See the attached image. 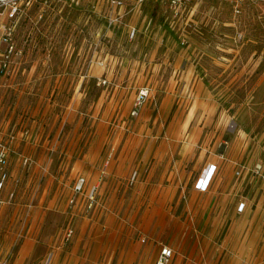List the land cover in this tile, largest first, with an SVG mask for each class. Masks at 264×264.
Returning a JSON list of instances; mask_svg holds the SVG:
<instances>
[{
	"label": "rangeland",
	"instance_id": "1",
	"mask_svg": "<svg viewBox=\"0 0 264 264\" xmlns=\"http://www.w3.org/2000/svg\"><path fill=\"white\" fill-rule=\"evenodd\" d=\"M14 2L18 13L0 9V259L148 264L154 239L194 244L215 212L193 182L219 158L235 204L250 202L223 264H264V3L197 0L176 13L168 0H125L111 22L108 0ZM81 175L99 184L90 211L83 198L70 207ZM95 235L101 254L86 245Z\"/></svg>",
	"mask_w": 264,
	"mask_h": 264
},
{
	"label": "crops",
	"instance_id": "2",
	"mask_svg": "<svg viewBox=\"0 0 264 264\" xmlns=\"http://www.w3.org/2000/svg\"><path fill=\"white\" fill-rule=\"evenodd\" d=\"M210 163L217 164L218 166L215 177L213 181L211 182L209 189L207 190L208 196H211L212 199H214V203L212 204V207L210 208L211 210L208 213H211L213 210L215 212V215L213 216L212 221L209 225H206V226H204V224L199 225L200 232L199 234L198 233L196 234V239H195L196 241L194 244H193V241H188V236L183 241L180 240L179 242H171L169 244V246L172 247L173 250L175 251V256L172 262L169 264H218L221 258L223 259L220 264H223L224 260L226 259L227 256L230 255V253L234 254L235 256L237 255L233 251L232 245L229 243V240H230L231 234L235 230L244 231V228L243 226H241V222H239V220H241L243 217H245L249 213L250 202L247 197L242 196L238 199V201L235 204L234 202L235 199L231 195L233 191L229 193L227 192V188L226 189L224 188L225 186L224 178L227 177L226 176L227 172L225 173L224 171L228 170V175H229V168H226L224 163L221 160H219V158L209 159L204 164H202L200 171L197 174V177H196L197 179H195L193 182V188L195 190H197L195 188V183L197 182V180L203 173L208 171V165ZM243 199L247 201V206L243 212H239L238 204ZM229 204L231 205V210L234 212L232 217H230V213H229L230 210L226 208L227 205L229 207ZM187 205H188L187 209L189 213L190 214L192 213L193 215H198L199 213H201L204 216L206 212H203L202 210L206 209L205 211H207L208 209L203 206L197 207L192 201H189ZM96 224H97L96 222L91 224V231L95 229ZM196 230H198V228H196ZM206 230L207 232L210 231L211 237L207 238L204 236V232ZM96 231H100L99 235L102 234L100 227L96 228ZM221 231L225 232V238L216 239L217 238L216 236H218V234ZM95 237L96 235L94 236L93 239L89 238L88 240H86V245L89 243L88 244L89 248H91V250H93L94 253L99 252V254H101L102 249L104 252L106 251L105 242L101 238L97 239ZM144 237L147 238L145 234H143L141 238L144 239ZM158 241L159 240L154 239V242L157 243ZM242 241L243 243H245V240H242ZM145 248H146L145 251H147V254H148L147 258H149V261L147 263L155 264L157 255H159L158 254L159 253L158 243L156 245H154V243H151L147 245ZM243 248L246 250V246L244 244H243ZM244 249H243V252H241L242 256H246V253H247V252H244L245 251ZM135 250L136 249L131 251V253H133L132 255H136L137 257H139L140 253L136 252ZM91 262L95 263L92 260ZM230 262H234V259L232 258ZM14 264H23V255L21 257H18Z\"/></svg>",
	"mask_w": 264,
	"mask_h": 264
},
{
	"label": "built area",
	"instance_id": "3",
	"mask_svg": "<svg viewBox=\"0 0 264 264\" xmlns=\"http://www.w3.org/2000/svg\"><path fill=\"white\" fill-rule=\"evenodd\" d=\"M28 4L34 0H28ZM144 0H137V4L142 3ZM207 1H228V0H207ZM234 1V0H231ZM236 1V7L238 8V6H240L239 2L245 1V0H235ZM254 3H264V0H248ZM197 0H168V4L169 6H171V8L176 12H184L189 6H192L193 3H196ZM12 4L14 5L13 8V13H18L19 10V6L18 3L16 4L14 2V0H0V9L1 8H6L8 6H11ZM108 4H109V18L110 21H118L119 19H122L127 13V8H126V2L125 0H108ZM134 7V6H133ZM138 32V29L136 26H130L129 27V37L130 38H134L136 37ZM6 66V63L4 64ZM108 83V80L106 78H99L98 80V84H106ZM148 96V90H141L139 95L137 96L136 102H135V106L133 109V115H138L139 114V109L141 107V105L144 103V101L146 100V97ZM7 151L5 150V148H3L0 151V164L3 166L7 163ZM218 169L217 164L214 163H210L208 165V171L203 173L199 179L197 180V182L195 183V188L200 191V192H206L210 185L211 182L213 181L216 171ZM237 175L241 174L240 170L236 171ZM73 190V194L70 197V207L71 209H75L78 206V203L80 201L81 198H83V200L86 203V207H87V211H90L91 209H93L95 207V205L98 202V191H99V184L98 183H94V182H89V179L84 176L81 175L79 176L75 182L73 183L72 186ZM84 196V197H83ZM247 206V201L245 199H243L242 201H240V203L238 204V210L239 212H243L245 210ZM72 214H74V212H71ZM74 227L73 226H69L66 229L65 232V237L66 240H70L71 236L73 237L74 235ZM148 238L144 237V239H142L143 242H146ZM159 245V255H157L156 258V262L155 264H169L172 262L174 256H175V251L173 250L172 247H170L168 244L164 243L163 241H158L157 242ZM50 263V259H48L46 264ZM0 264H10L8 259L6 258H1L0 259Z\"/></svg>",
	"mask_w": 264,
	"mask_h": 264
}]
</instances>
